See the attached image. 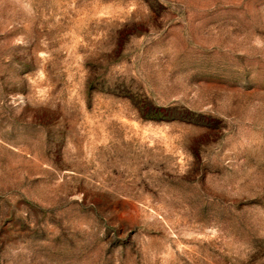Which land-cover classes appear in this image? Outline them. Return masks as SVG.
Listing matches in <instances>:
<instances>
[{"label": "rangeland", "instance_id": "rangeland-1", "mask_svg": "<svg viewBox=\"0 0 264 264\" xmlns=\"http://www.w3.org/2000/svg\"><path fill=\"white\" fill-rule=\"evenodd\" d=\"M0 264H264V0H0Z\"/></svg>", "mask_w": 264, "mask_h": 264}]
</instances>
